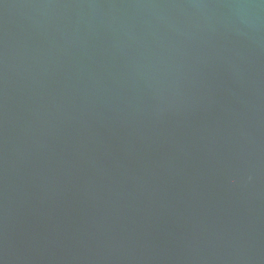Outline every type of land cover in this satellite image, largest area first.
I'll return each mask as SVG.
<instances>
[{
	"label": "water",
	"instance_id": "1",
	"mask_svg": "<svg viewBox=\"0 0 264 264\" xmlns=\"http://www.w3.org/2000/svg\"><path fill=\"white\" fill-rule=\"evenodd\" d=\"M0 264H264V0H0Z\"/></svg>",
	"mask_w": 264,
	"mask_h": 264
}]
</instances>
